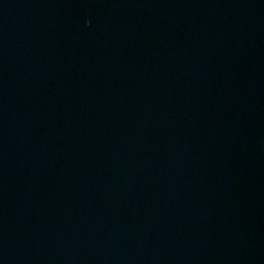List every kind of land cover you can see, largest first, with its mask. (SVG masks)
Returning <instances> with one entry per match:
<instances>
[{
  "label": "water",
  "instance_id": "95a60500",
  "mask_svg": "<svg viewBox=\"0 0 264 264\" xmlns=\"http://www.w3.org/2000/svg\"><path fill=\"white\" fill-rule=\"evenodd\" d=\"M0 264H264V0H0Z\"/></svg>",
  "mask_w": 264,
  "mask_h": 264
}]
</instances>
